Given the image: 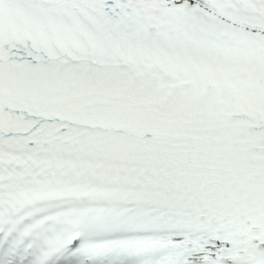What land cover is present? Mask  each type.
I'll use <instances>...</instances> for the list:
<instances>
[{
	"label": "snow or ice",
	"instance_id": "1",
	"mask_svg": "<svg viewBox=\"0 0 264 264\" xmlns=\"http://www.w3.org/2000/svg\"><path fill=\"white\" fill-rule=\"evenodd\" d=\"M0 264H264V0H0Z\"/></svg>",
	"mask_w": 264,
	"mask_h": 264
}]
</instances>
